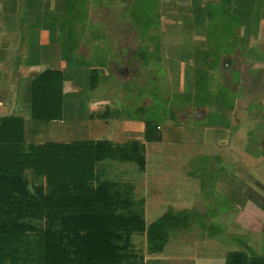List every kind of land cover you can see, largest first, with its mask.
<instances>
[{
  "label": "rangeland",
  "instance_id": "obj_1",
  "mask_svg": "<svg viewBox=\"0 0 264 264\" xmlns=\"http://www.w3.org/2000/svg\"><path fill=\"white\" fill-rule=\"evenodd\" d=\"M61 5L66 17L75 16L66 0ZM96 5L111 25L107 30L114 35L105 46L113 56L99 57L105 39H87L85 30L97 28L80 26L79 39L67 35L72 27L63 29L61 45L90 69L69 83L67 102L83 105L78 110L71 103L68 118L79 126L68 132L78 131V141L105 136L102 113L109 110L124 121V141L115 143H144L146 122H156L162 140L145 143V171L135 162L108 160L98 163V180L116 183L133 209L144 211L148 225L169 210L201 217L189 230L175 232L161 254H149L146 235L133 234L132 257L123 264H226L228 254L238 251L263 257L264 0L241 2L240 13L235 4L218 8L199 24L200 15L193 17L187 32L178 35L158 21L153 28L121 26L123 5L104 0ZM135 13L143 17L147 11L138 7ZM90 49H97V58ZM91 69L98 77L95 86ZM57 124L30 119L27 144L60 141ZM107 129L112 131L110 124ZM26 177L32 192L44 185L31 172ZM141 200L143 206L137 204Z\"/></svg>",
  "mask_w": 264,
  "mask_h": 264
},
{
  "label": "trees",
  "instance_id": "obj_2",
  "mask_svg": "<svg viewBox=\"0 0 264 264\" xmlns=\"http://www.w3.org/2000/svg\"><path fill=\"white\" fill-rule=\"evenodd\" d=\"M92 73L95 86L98 77ZM31 113L39 123L63 120L61 71L47 70L34 79ZM25 127L22 117H0V264H123L132 257L128 253L133 234H145L149 254L157 255L175 232L187 231L201 219L189 210H169L148 225L144 211H135L134 202L116 183L98 180L97 165L108 160L135 162L144 172L145 143L162 140L156 122H146L144 143L124 144L107 140L27 144ZM27 172L44 179V185L30 191ZM249 252L229 253L226 264H264V256Z\"/></svg>",
  "mask_w": 264,
  "mask_h": 264
},
{
  "label": "crops",
  "instance_id": "obj_3",
  "mask_svg": "<svg viewBox=\"0 0 264 264\" xmlns=\"http://www.w3.org/2000/svg\"><path fill=\"white\" fill-rule=\"evenodd\" d=\"M64 1L0 0V111L4 112L3 115L0 112V117L12 115L22 117L26 121L27 128V122L32 120L31 102L34 79L47 70L61 71L64 74V118L62 121L52 123H58L57 134L60 140L58 142H72L78 141L74 138L81 135L78 131L68 132L67 128L79 126L76 120L68 118V110L70 106L81 109L83 102H67V95H70L69 83L74 79L77 81L76 76L86 73L88 67L86 66L85 69L76 62L77 56L70 55L69 50L61 45L63 29H66V25L68 29L72 27L73 29L67 31V35L78 36L79 39L80 26H88L87 29L97 28L91 33L87 30L84 33L89 35L87 39H92V35L100 40L105 39L104 46L109 42V37L114 34L107 30L111 25L106 21L107 14L102 13L101 8L96 5L99 0H87V5L80 4L79 0H66L69 3L68 11L75 15L71 18L66 17L65 6L61 5ZM104 1L113 4V7L117 4L119 8L122 5L126 8L125 22L124 24L122 22L121 26L143 25V28L147 26L153 28L154 21H158L161 28L171 26L170 29L176 30L174 34L178 35L181 32H187L186 28L193 24V22L191 24L193 17L196 19L200 15L197 22L199 24L203 19L201 17L207 19L210 14L214 17L218 8H225L230 4H235L239 11L240 3H244L245 0H121L120 5L117 0ZM253 1L257 0H248V4ZM138 7L140 10L147 11V14L143 17L137 16L135 11ZM80 12H83V15L79 16ZM150 34L153 33L150 31ZM174 42L178 41L174 39ZM104 46L102 44L101 48H104L102 51L101 48L99 49L102 53L99 57L109 59L113 55H110L109 48ZM96 50L90 49L91 57H96L97 54H94ZM106 111L107 117L102 120L105 136L89 140L124 141V121L121 122L122 118L110 116L109 110ZM102 115L105 114L102 113ZM109 124L112 131L107 129ZM118 124L119 126H115ZM116 127H121V132H113ZM92 135L98 136L96 131H93Z\"/></svg>",
  "mask_w": 264,
  "mask_h": 264
}]
</instances>
